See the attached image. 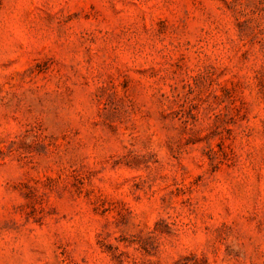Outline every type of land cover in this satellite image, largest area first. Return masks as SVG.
I'll return each mask as SVG.
<instances>
[{"label": "rangeland", "instance_id": "374dc122", "mask_svg": "<svg viewBox=\"0 0 264 264\" xmlns=\"http://www.w3.org/2000/svg\"><path fill=\"white\" fill-rule=\"evenodd\" d=\"M0 264H264V0H0Z\"/></svg>", "mask_w": 264, "mask_h": 264}]
</instances>
